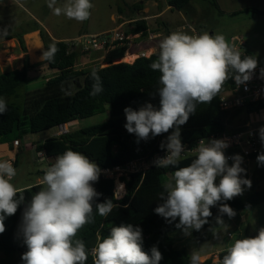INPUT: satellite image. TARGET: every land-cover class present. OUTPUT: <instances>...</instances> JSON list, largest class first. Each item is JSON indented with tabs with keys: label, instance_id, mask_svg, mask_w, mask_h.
<instances>
[{
	"label": "clouds",
	"instance_id": "1",
	"mask_svg": "<svg viewBox=\"0 0 264 264\" xmlns=\"http://www.w3.org/2000/svg\"><path fill=\"white\" fill-rule=\"evenodd\" d=\"M56 4L57 0H47L54 15H64L77 22L88 20L93 7L91 0H66L62 6ZM57 51L53 43L43 58L52 60ZM257 64L255 56L242 58L222 34L189 35L174 31L159 42L158 57L150 65L160 73V87L156 92L159 108L151 103L139 110L126 107L124 127L136 136L137 142L173 130L160 145L161 149H167V155L153 163L158 168L176 166L185 151L180 126L188 121L198 104L210 103L230 78L238 86L250 81ZM91 75L95 83L89 94L96 96L103 88L95 69ZM261 78H264V69ZM6 111V101L0 97V115ZM259 138L264 144V127L259 129ZM227 147L229 144L223 139H201L191 163L168 174L164 192L160 194L163 202L154 209L155 213L169 223L178 219L176 227L186 235L207 224L212 216L211 208L218 204L217 224L224 223L221 217L225 214L233 218L236 212L226 201L242 195L245 187L251 188L252 182L241 175L246 173L241 167L242 156L231 157L233 163L229 166V157L224 152ZM41 156V162L47 159L43 153ZM257 162L264 165V152L258 154ZM16 174L10 160H0V234L5 231V218L14 215L25 200V189L11 182ZM100 175L99 166L83 153L68 149L56 156L40 181L43 187L32 196L22 213L19 232L27 246L21 257L23 264H85L88 259L85 244L75 237L84 225L94 222L93 205L102 195L94 184ZM122 194L126 193L121 183L114 199H121ZM117 206L112 199L95 203V209L103 217ZM142 243L139 226L130 223L112 226L106 237L98 234L92 250L93 264H160L163 256L159 249L153 246L149 255ZM200 261V255L193 252L191 264H200ZM220 264H264V227L255 236L235 239Z\"/></svg>",
	"mask_w": 264,
	"mask_h": 264
},
{
	"label": "trees",
	"instance_id": "2",
	"mask_svg": "<svg viewBox=\"0 0 264 264\" xmlns=\"http://www.w3.org/2000/svg\"><path fill=\"white\" fill-rule=\"evenodd\" d=\"M202 1L210 3L214 9H217L215 0H169L168 4L178 11L188 9L190 12L186 15L191 18L196 13L191 3ZM134 9L139 10L142 7L134 5ZM249 12L262 14L260 11L251 10ZM133 25L134 27L126 33L139 34L140 38L147 37L148 27L145 20H136ZM36 30L39 28L34 27L30 31ZM39 36L43 43V53L53 43L58 49L52 60L44 59L45 67L54 71L55 74L46 79L41 89L25 94L22 105L7 104V111L0 115V138L8 139L13 131L20 134H36L59 128L102 113L105 106H108L110 118L107 121L85 128L69 129L65 133L37 142L33 144L35 152H42L47 157L45 160L47 165L51 166L57 155L71 149L87 155L103 171L116 166L122 167L132 161H144L164 151L160 145L167 140V136L173 130L149 138L147 141L137 142L136 136L129 134L124 127L126 107L139 110L145 104L151 103L155 108H159V95L156 92L160 87V73L150 67L157 59L159 50L154 51L148 57L138 56L132 63H124L121 60L125 55L127 45L117 43L104 55L103 62L106 66L77 69L80 55L77 49L68 51L66 42L53 41L40 30ZM164 37L165 35L158 39V42ZM11 38L7 37V39ZM17 41L22 51L25 52L22 36H19ZM30 69H33V66L24 60L21 69L0 73V97H17V90L24 85ZM93 69L100 77L103 88V91L96 96L89 94L95 83L91 75ZM228 83L229 80L224 83L220 93L210 103L198 104L196 111L190 115L188 121L180 126L182 144L191 145L199 139L224 133L229 121L238 120L242 113L256 115L259 109L264 107V101H259L248 104L243 109L222 110L219 107V97ZM70 128L73 127L70 126ZM194 158L195 155H191L181 159L176 166L152 167L143 174L130 175L128 179L122 177L120 180L124 183L126 194L119 200L114 199L115 180L101 174L99 181L94 184L97 192L102 194L93 205L94 222L84 225L75 237L85 244L88 254L85 264H93L94 256L90 254V250L96 246L98 234L104 238L110 233L112 226L129 223L142 229L144 251L150 255L153 246L159 249L163 256L160 264H191V257L187 251L184 248H178L171 237V234L182 230L176 227L179 220L169 223L157 215L154 209L163 202L160 200V194L164 192L163 185L168 174L170 175L179 167L188 166ZM254 158L257 156L249 159ZM42 187L43 185L36 184L25 188L24 203L18 207L14 215L5 218V231L0 234L2 255L0 264H23L21 257L27 251V246L23 243L19 225L24 207ZM106 199H112L113 203L118 206L114 207L107 217H103L95 209V203H102ZM226 203L236 213L264 205V189L259 190L256 187V190L254 189L246 197L234 198ZM125 205L127 207H124ZM218 209L219 206L212 207V216L208 218V223L199 231L192 230L197 240L208 241L212 237L214 229L212 222L220 215ZM223 217L228 216L225 214L221 218ZM226 254L227 250L221 251L217 255L218 261L220 262ZM200 264H212V261L206 259Z\"/></svg>",
	"mask_w": 264,
	"mask_h": 264
},
{
	"label": "rangeland",
	"instance_id": "3",
	"mask_svg": "<svg viewBox=\"0 0 264 264\" xmlns=\"http://www.w3.org/2000/svg\"><path fill=\"white\" fill-rule=\"evenodd\" d=\"M169 0H92L93 7L91 8L90 18L84 22H77L74 19H68L64 15L56 16L53 14L52 9L47 6V0H0V73L15 68H21L23 61L26 59L28 47L31 48V42L29 36L26 35L24 38L25 52L20 48L17 38L23 36L32 28L37 27L44 34L53 36L55 38H64L67 41L75 40L84 36H92L103 31L108 33L120 25L119 19L123 17L126 20H131L125 26L120 27L121 31L128 32L131 30L137 19L142 16H152L160 11L162 8H166ZM66 0H57L56 6H62ZM134 5H140L142 9H134ZM196 11L202 16L203 27L207 33L222 34L227 42L230 44V38L233 36L242 37L246 42V48L251 56H255L258 63H264V17H257L253 14H242L237 16L220 15L216 12L212 5L208 2H193ZM205 5L208 10L203 9ZM201 6V7H200ZM143 13H139L142 11ZM181 12V11H180ZM188 9L183 10L181 13L189 18ZM175 16L178 15L176 9H174ZM171 16V14H167ZM161 21V20H160ZM160 25L158 19H149L150 31L157 29ZM6 32V34H4ZM248 34L246 37L245 34ZM130 34V33H127ZM131 35V34H130ZM167 36V35H165ZM7 37H12L7 39ZM143 41L141 44L140 41ZM147 38L132 39L131 51L137 53L144 52L147 46L154 47V50H159V42L155 40H149L150 43H146ZM129 42V41H128ZM145 42V43H144ZM140 44L139 46L137 44ZM137 45V46H136ZM28 46V47H27ZM232 46V45H231ZM103 53L102 51H100ZM150 52L146 50L148 55ZM86 55V54H85ZM131 58L132 56H126L125 58ZM134 58L132 57V60ZM121 62L127 63L126 59ZM106 66L103 64L102 67ZM55 72L45 67V64H39L34 69H30L27 73V79L24 85L17 90V97L4 98L6 104L15 103L22 105L23 97L27 93H32L41 89L47 78L54 76ZM109 116V107L105 106V110L102 113H97L93 116L79 120L66 128L79 129L89 126H93L102 122L107 121ZM236 125L235 120L229 121L225 126L227 133L232 132V128ZM64 130V129H62ZM59 131V128H53L47 131H43L36 134H20L17 131H13L6 138H0L1 144H7L12 142L14 138L20 142V153L18 155L16 176L11 181L15 186L30 185L36 183V180L43 178V175L48 167L47 162L40 160L36 152L31 146L37 142H42L47 138L53 137L55 133ZM260 149L264 151V144L260 142ZM231 166V165H229ZM241 167L246 170V173L241 175L244 178H250L255 176L259 171H264V165H260L257 162V158L247 160V163L241 164ZM259 179V178H258ZM258 189H264V179L257 181ZM121 184L118 180L116 181L115 191L118 185ZM256 187L251 188L245 187L242 195L235 198H244ZM251 208L241 211L245 215L250 211ZM235 217V216H234ZM233 217V218H234ZM224 223L217 224V219L213 223V238L210 241H200L195 238H191L187 244V250L189 256L193 252H197L199 255L204 254L206 250L212 248H219L225 250L223 247L224 241L227 238V232L235 231L233 227L232 218L223 217ZM183 230L180 232L182 233ZM175 234H171L173 238ZM219 244V245H216ZM0 258L2 255L0 253Z\"/></svg>",
	"mask_w": 264,
	"mask_h": 264
},
{
	"label": "crops",
	"instance_id": "4",
	"mask_svg": "<svg viewBox=\"0 0 264 264\" xmlns=\"http://www.w3.org/2000/svg\"><path fill=\"white\" fill-rule=\"evenodd\" d=\"M215 4L217 6L216 12H218V14H220V15H228V16H233V17L237 16V15H242V14L249 15V14H253V12H249V11L253 10V11H260L262 13L259 15H257V14H253V15H257V17H261V16L264 17V0H215ZM191 5H192V3H191ZM193 7H195V6H193ZM202 7L206 11L208 10V8L205 5H203ZM174 9L175 8L171 7L167 2L166 8H162L160 11H158L156 14H154L152 16H142L141 18H139L137 20L143 19L146 21V24L148 27L147 33L148 32L156 33V34L161 35V36L169 35L174 31L185 32L189 35H192L193 31L198 32L200 34L204 33L203 31H205V30H203L204 29L203 21H201L202 16L197 11L195 13V16L188 18L187 16H185L184 14L181 13L182 11L180 12L178 10H177L178 15L175 16ZM141 12L143 13V10L139 11V13H141ZM168 13L171 14L170 17L167 16ZM150 18L158 19L160 22L159 27L157 29L152 30V31H150L149 26H148ZM119 21L121 22L119 27H123L127 23L131 22V20H126L123 17H121L119 19ZM102 33H104V32L101 31L98 34H102ZM209 34L212 35L211 32ZM248 34L249 33L245 34L246 37H248ZM26 35H35L36 36L35 38L37 40L36 41L37 45L35 48H37V47L39 48L38 51H36L33 55L31 52V48H29L27 46L28 49H27V55L25 56V58H26L25 60L28 62L29 65H32L33 69H34L37 65L44 63L43 43H42L41 38L39 36V30L27 32L26 34H24L22 36L23 40H24ZM93 35H97V34H93ZM49 38L53 41L67 42V40H65L64 38H55L53 36H51V37L49 36ZM139 38L140 37H137L134 39H139ZM142 42L143 41L141 40L139 43L141 44ZM145 42L150 43L148 41V39ZM139 43L137 44L138 46L140 45ZM230 45H232L239 52H244V53H247L248 55H250L248 50L246 48L245 49L243 48V47H246V42H244V39H242V37H237V36L233 37L232 36L230 38ZM132 47H133L132 44H131V46L127 47L126 52L127 53H132V52L137 53L136 52L137 50L131 51ZM146 50L148 52H150L147 56H149L151 53H153L155 51L154 48L150 50V46H147L144 51H146ZM77 51L80 53V55L78 57L77 69L96 67V66L102 67V65L105 64L103 62L104 61L103 60L104 55H105L104 52L101 53L100 51H89V52L85 53L80 49H77ZM123 59H124V57H123ZM258 64H264V63H258ZM21 68H22V66H21ZM21 68H15V69H21ZM12 70H14V69H12ZM75 122H77V121H75ZM73 123L74 122L69 123L65 126L66 127L72 126ZM261 127H264V117L258 116V115H251V114L246 115L245 113H242L240 115V118H238V120H236V125L232 128V131L240 130V129H246V128L260 129ZM54 136H57V133H55ZM16 140L19 141L18 139H13L12 142H9L7 144H1L0 143V160H7L9 158H15L16 165H17L18 155L21 151L20 150L21 144L19 142L18 146L13 145L14 141H16ZM31 147L35 151L34 146H31ZM242 163L245 164V163H247V161H243ZM229 165H231V164H229ZM258 178L264 179V171L261 170V171L257 172L255 174V176H251L250 178H247V179L251 180L252 186L258 187V183H257V181L259 180ZM41 180H42V178L37 179L36 183L33 185L40 184ZM16 187L25 189V188L30 187V185L27 184V185L16 186ZM232 222H233V227L236 230L231 231V232H227L226 236L228 239H226L224 241V244H223V247L225 250H227V248L231 246V243L235 239L242 238L244 236H255L258 234V230L260 228L264 227V205L251 207L250 211L246 215L242 212L236 213L235 217L232 218ZM181 231L182 230L174 233L175 235L173 237V240H174V242L178 248H184L187 251V253H189L187 248H186L187 244L190 242L191 238H195V237L192 233V230H191L190 234H187V235L184 233V231L182 233H180ZM229 234H230V236H228ZM212 238H213V234H212V237L208 241H210ZM216 245H219V244L216 243ZM225 250H222V249H219L216 247L206 250L204 254H200V257H201L200 263H202L206 259H211L212 264H220V262L218 261L217 255L221 251H225Z\"/></svg>",
	"mask_w": 264,
	"mask_h": 264
},
{
	"label": "built area",
	"instance_id": "5",
	"mask_svg": "<svg viewBox=\"0 0 264 264\" xmlns=\"http://www.w3.org/2000/svg\"><path fill=\"white\" fill-rule=\"evenodd\" d=\"M147 34L148 41L155 40L156 42H158V39L162 37L161 35H158L156 33L148 32ZM193 34L200 33L193 31L192 35ZM137 37H140L139 34H127L126 32L121 31L120 27L118 26L108 33L84 36L75 40L67 41L66 43L68 44V51L80 49L85 53L89 51H102L104 53H107L108 51L112 50L117 43L126 44L127 47L131 46V40ZM153 48L154 47L150 46V50ZM240 53L242 58L247 55L244 52ZM126 56H132L134 58L127 63H132L138 56L148 57L146 51L141 52L140 54L134 52H125L124 58ZM262 69H264V64H257V68L254 70L250 81L239 86L236 84L234 79L230 78L228 86L224 88L219 97V107L222 110L234 111L243 109L248 104L264 101V78H261ZM256 115L264 117V107L260 108ZM65 127L62 128V126H60L57 135L67 132V129ZM202 139H204L205 141L212 139L226 140L229 144V147H227L224 152L226 153V156L229 157V164L233 163L231 157H233L234 155L238 154L243 157V161H247L250 157L258 156V154L262 152V149H260L259 147V144L261 142L259 138V129L246 128L234 130L230 133L224 132L217 135H210L209 137ZM200 140L201 139H199L195 143H192L191 145L188 143L183 144L185 151L181 154V159L194 155L195 149L197 148ZM13 145L18 146L19 141H14ZM41 153L42 152L37 153V156L40 158V160H42ZM166 155L167 149L165 148L164 151L151 156L147 160L139 162L132 161L122 167L116 166L112 169H105L101 171V174L107 178L114 179L115 185L117 180L120 183L124 184L120 180L122 177L128 179L130 175L138 173L143 174L152 167H156L153 163L154 160H156L157 158H162ZM7 160H10L13 163V167L15 168V158H9ZM123 195L124 194H122V197ZM228 236H230V234ZM93 249L94 248L90 250V254L92 256H94L92 251Z\"/></svg>",
	"mask_w": 264,
	"mask_h": 264
},
{
	"label": "bare ground",
	"instance_id": "6",
	"mask_svg": "<svg viewBox=\"0 0 264 264\" xmlns=\"http://www.w3.org/2000/svg\"><path fill=\"white\" fill-rule=\"evenodd\" d=\"M36 36L35 35H31V36H29V39L31 40L32 38L34 39L32 42H31V52H32V54L34 55V53L36 52V51H38V47L37 48H35L36 47V45H37V40H36V38H35ZM130 57V56H129ZM124 59H126L127 61H131L132 60V57L129 59L128 57L127 58H124Z\"/></svg>",
	"mask_w": 264,
	"mask_h": 264
},
{
	"label": "water",
	"instance_id": "7",
	"mask_svg": "<svg viewBox=\"0 0 264 264\" xmlns=\"http://www.w3.org/2000/svg\"><path fill=\"white\" fill-rule=\"evenodd\" d=\"M217 206H219V204H218ZM217 206H216V207H217Z\"/></svg>",
	"mask_w": 264,
	"mask_h": 264
}]
</instances>
